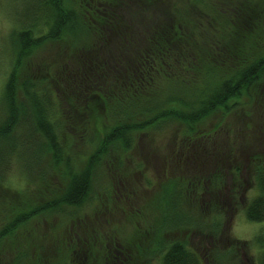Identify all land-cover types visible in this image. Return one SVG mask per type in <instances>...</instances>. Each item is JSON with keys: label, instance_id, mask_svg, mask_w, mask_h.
Here are the masks:
<instances>
[{"label": "rangeland", "instance_id": "rangeland-1", "mask_svg": "<svg viewBox=\"0 0 264 264\" xmlns=\"http://www.w3.org/2000/svg\"><path fill=\"white\" fill-rule=\"evenodd\" d=\"M50 1L0 0V126L8 114L4 89L17 58L13 33L27 29L34 37L46 34L53 23ZM63 1L67 7L73 4L75 8V0ZM87 1L91 0H77V3L86 4ZM94 1L96 11L105 8L104 0ZM241 1L121 0L119 11L124 12L140 35L144 26L176 15L187 18L196 38L205 39L219 32L226 15ZM107 41L110 40L106 39V33L90 28L80 46L69 47L66 40L47 42L35 48L25 60L20 79L32 75L45 90L52 88L56 92L51 96L55 102L52 107L56 110L48 111L51 120L66 123V115L71 114L73 122H86L88 134L114 125L117 119L114 109L120 97L110 98V108H105L101 99L104 92L95 86L97 94L91 98L93 90L91 93L90 90L97 82L119 89L118 67L134 62L136 46L128 45L130 53L119 65L115 59L104 58L89 65L83 63L85 55L94 56V49L114 52L117 48H111ZM178 66L173 65L177 72ZM198 68V64L192 63L185 75L193 77ZM62 70L69 71L65 76L72 98L69 103L66 101L69 96L63 93L61 77L58 79ZM177 75L180 78L179 72ZM158 79L153 85L147 83L148 89L142 99L154 97L156 100L161 95L167 102L168 90L181 88L167 86L173 84L170 81L174 79ZM24 95L19 90L18 102L23 101ZM240 98L237 108L227 113L217 110L193 129L180 121L169 120L135 132L130 149L113 148L109 159L106 157L107 160H102L93 171L87 195L80 205H58L52 210L36 211L40 213L16 231V241L20 244L29 241L47 249L60 244L74 253L75 244L90 240L97 249L108 252L109 259L117 255L120 261L130 256L131 264H161V244L165 246L179 240L199 256L202 264H261L264 220H249L244 204L258 194L255 170L259 164L264 166V97ZM28 117L21 118L19 129H24L37 145H19L18 156L3 169L2 183L14 194L9 198L13 202L21 200L23 209L31 212L54 202L63 193L70 177L85 167V158L94 151L96 141H77L69 149L68 157L55 165L47 140L27 124ZM135 118L138 122L142 119L140 115ZM0 145V150L5 149L3 145L10 146L9 141H1ZM171 193L181 197L172 202ZM170 211L181 221L176 225L170 223L159 231L158 219L163 212ZM213 217L220 222L217 235L198 229L202 228L201 224L214 223ZM3 220L4 215L0 213V222ZM69 242L73 243L72 247ZM34 254L31 256L36 259L40 255L38 250ZM86 255L83 256L86 258ZM119 261L109 260V264H125Z\"/></svg>", "mask_w": 264, "mask_h": 264}, {"label": "trees", "instance_id": "trees-1", "mask_svg": "<svg viewBox=\"0 0 264 264\" xmlns=\"http://www.w3.org/2000/svg\"><path fill=\"white\" fill-rule=\"evenodd\" d=\"M75 1V8L72 7L73 4L67 7L63 0L50 1L53 23L50 30L41 37L31 36L27 29H19L13 33L17 58L5 85L4 96L8 103V114L4 124L0 126V142L9 141L10 144L8 147L3 145L5 149L0 150V190L3 191L0 193V213L5 219L0 222V264H109V260L119 261L116 259L117 255L109 259V253L97 249L90 240L83 244H75L73 253L60 244L53 248L50 246L48 249L39 248L40 245L29 241L20 244L15 239L16 231L33 215L40 213L36 211L52 210L58 205H80L87 195L93 171L102 160H107L106 157L109 159L113 148L126 151L130 149L135 132L144 131L159 122L169 120L180 121L189 129H193L195 124L217 110L227 113L230 109L237 108V101L241 96L264 97L262 93L264 0H242L239 5H235L232 13L230 10V14L226 15L221 26L222 30L205 39L196 38L187 18L182 16L174 15L169 18L165 16L166 18L157 19L144 26L140 35L141 32L139 30L135 32L134 26L130 24L124 12L119 11L121 0H104L105 8H101L100 12L96 11L94 0L87 1L86 4ZM44 10H47L46 5ZM90 28L106 33V39L110 40L106 44L111 43L110 47L117 49L111 53L108 49H94L92 53L94 56L85 55L83 63L89 65L94 60L104 58L115 59L116 65H119L126 59L125 55L128 56L127 54L130 53L128 45H134L136 49L133 52L134 62L131 65L118 67L121 81L119 89H116L115 85L111 87L103 82L92 84L91 98L97 94L94 88L98 86V89L104 92L101 99L105 108L108 107L110 98L120 97V100L118 99L116 108H113L117 113L114 125L105 126L104 130H93L88 134L86 122H73L71 114L66 115L68 119L66 123L51 120L48 111L56 110L52 107L55 103L54 99H51L56 92L52 88L45 90L43 88L45 86L32 75L23 79L20 77L21 72H24L21 66L39 45L66 40L69 47H77L84 43L83 38ZM194 62L199 68L193 77L188 78L185 71ZM174 64L179 65L177 70L180 78L173 68ZM67 72L62 70V75L58 74V79L61 77V82L64 84L63 93L69 96L70 99L66 97L69 103L72 98L68 93L69 84L67 85L68 81L65 77ZM160 77L174 79L170 81L173 84H167L168 87L181 86V88L169 89L167 102L161 98V95L157 96L156 100H153L154 97L142 99L146 95L145 90L148 89L147 83L153 85L160 80L158 79ZM53 79L55 80L56 77L53 76ZM19 90L25 94V98L18 102ZM88 107L90 112L92 107L90 104ZM136 115L142 118L139 122L135 118ZM26 116H29L27 124L32 126V130L40 132L47 140L50 156L55 165L68 157L69 149H72V145L77 141L86 143L96 141L94 151L85 158L83 165L85 167L80 173L76 172L70 177L63 193L54 202L38 209L33 208L31 212L23 209L21 200L13 202L9 196L13 197L14 194L2 183L3 169L18 156L19 145L24 146L26 143L37 145L33 137L26 135L24 129L22 131L19 129L21 118L27 119ZM94 125H96L95 121ZM72 169L70 168V171ZM118 180L123 181L122 178ZM255 185L258 194L244 204V210L249 220L261 221L264 220V166L260 164L255 170ZM179 192L182 193L181 190ZM180 197L176 193H171L169 199L174 202ZM179 219L181 218H175L171 211L168 214L163 212V216L158 219V223H161L160 226L158 225V230H163L170 223L178 224V221H181ZM213 221L214 223L204 221L205 224H201L202 228L198 227V229L217 235L220 222L215 217ZM210 228L211 230H208ZM72 244L69 242L70 247ZM161 245L163 246L160 249L163 250L161 264H202L199 256L183 241L177 240L165 246ZM37 250L40 255L37 259L33 256V259L31 255H35ZM84 253L88 254L86 258L83 256ZM129 257L120 258L119 262L131 264L132 257ZM31 258L33 260L28 261ZM261 264H264V253Z\"/></svg>", "mask_w": 264, "mask_h": 264}]
</instances>
